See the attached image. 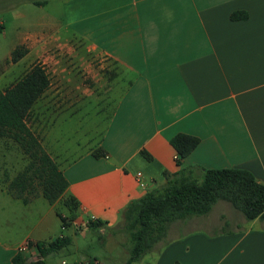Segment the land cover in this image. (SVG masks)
I'll use <instances>...</instances> for the list:
<instances>
[{
	"label": "crops",
	"instance_id": "obj_1",
	"mask_svg": "<svg viewBox=\"0 0 264 264\" xmlns=\"http://www.w3.org/2000/svg\"><path fill=\"white\" fill-rule=\"evenodd\" d=\"M24 3L33 6L24 38L31 48L28 55L32 47L36 52L69 47L73 61L78 57L95 80L92 60H108L125 84L114 86L121 87V93L97 146L106 157H94L92 147L65 161L51 148L50 130L43 132V146L69 182L60 200L51 204L40 195L25 204L7 186L0 187V264H12L28 240L54 239L49 237L60 219L57 211L67 216L59 208L62 199L74 197L79 203L70 224L100 219L104 227L113 228L131 201L163 186L181 166L192 167L196 176L207 168L242 167L264 184V0H61L55 5L50 0H21L3 10L24 16L17 10ZM236 11L247 12L248 18L232 19ZM32 13L41 16L31 20ZM48 61L60 64L47 70L50 87L38 100L43 112L55 109L60 99L64 103L76 97L81 88L67 59L48 56ZM50 116H41L44 124H52L55 116ZM178 133L200 139L181 166L170 142ZM138 172L146 187L140 186ZM18 204L37 211L29 226L24 215L27 231L19 239L11 215ZM219 204L238 216L240 211L230 203L219 201L209 214L186 217L176 234L169 228L170 246L154 249L151 260L143 257L142 264H264V220L247 221L242 215L240 222L247 221V226L225 229L233 221L223 213L224 218L215 219ZM23 252L38 255L35 246Z\"/></svg>",
	"mask_w": 264,
	"mask_h": 264
},
{
	"label": "trees",
	"instance_id": "obj_2",
	"mask_svg": "<svg viewBox=\"0 0 264 264\" xmlns=\"http://www.w3.org/2000/svg\"><path fill=\"white\" fill-rule=\"evenodd\" d=\"M35 4L41 2L34 1ZM232 19H247L244 11H236ZM1 28V26H0ZM27 49L16 48L12 60L24 57ZM50 87V76L46 67L35 63L13 86L0 90V138H10L18 144L29 162L7 185L8 192L25 204L42 195L49 203L60 200L69 182L58 162L42 144L41 138L28 124L33 106ZM177 152L176 163L183 160L199 145L194 135L178 133L171 138ZM94 157H106V151L98 147L92 151ZM151 160L152 156L142 151ZM201 177V180L200 178ZM70 215L57 213L66 228L75 219L79 203L74 197L66 199ZM219 201H226L240 211L247 221L264 220V184L252 171L242 167L204 169L196 176L192 167H182L168 175L167 182L131 201L124 211L123 229L130 240L129 257L123 264H133L148 252L159 248L166 239L170 225L192 215L209 214ZM70 219V221L68 220ZM106 223L100 219L90 220L88 228L96 230ZM71 236L60 235L50 241L29 240L35 246L38 258L31 260L23 251L13 258L12 264H47L45 258L54 251L72 244ZM81 264H95L94 262Z\"/></svg>",
	"mask_w": 264,
	"mask_h": 264
},
{
	"label": "rangeland",
	"instance_id": "obj_3",
	"mask_svg": "<svg viewBox=\"0 0 264 264\" xmlns=\"http://www.w3.org/2000/svg\"><path fill=\"white\" fill-rule=\"evenodd\" d=\"M20 1L21 0H15V2L13 0H0V21L5 24L4 28H0V90L13 86L35 63L43 64L47 70L51 69V67L52 69H57L60 62L49 64L50 62L48 61L45 63L48 56H53L54 60L67 59L65 64L79 76L81 88L79 91L75 92L77 93L76 97L64 103H62V99H60L58 102L62 104L57 103L59 104V106H57L55 103V109H52V111L45 110L43 112V109H41L42 107L39 106L41 101L36 102L37 104L32 110L28 124L40 138L43 132L50 130L49 135L51 139L54 140L51 141L52 150L61 154L65 161L72 162L78 156L84 154L89 148L93 147L96 149L100 144L108 126L113 107L116 104L115 102L118 100L119 94L121 93V87L119 89L117 86L114 88V86L121 84L122 80L117 78L115 74V72H117L116 68L108 64V60L100 61L99 59H93V69L98 73L95 80L92 73L89 74L86 72L85 64L79 61L78 57L77 60L75 59L76 62L73 61L74 57L73 55L71 56V54L74 50H70L69 47L56 46L51 49H42L38 52L32 47L33 52L28 55V51L31 48L28 47V43H24V38L28 33V11L29 9L31 10L33 6L28 5V3L20 5L17 10L24 13V16L20 17L17 16L14 11H11V9L3 10L4 8L12 6L14 3H20ZM60 1L61 0H50L51 4L54 5ZM39 16L41 15L37 13L29 14L31 20ZM30 29L34 30L35 28L32 27ZM16 48L27 49L26 55L17 62L12 60V53ZM111 66L112 69H110ZM122 84L124 86L125 83L122 82ZM73 100H75V103L73 106L69 107V102ZM46 113H50V117H52V115L55 116L51 125L44 124V121L41 120V116H45ZM28 162V157L16 142L7 137L0 138V187H6L8 183L23 170ZM198 178L201 180V177ZM1 204L0 202V206ZM59 204V208L64 211L65 214L70 215L67 201L62 199ZM20 205L21 204H18V206L13 207V211H11V215L15 221V230L19 233L18 235H20L18 239L22 238L24 232L27 231L24 222L26 223L28 220L29 226L37 218V211L34 207L23 210V206ZM222 213L226 217H229V220L233 221V223L229 224L225 229H230L235 226L240 228L247 226V221L240 222L242 221L241 217L243 214L237 212L238 216H233L229 206L219 204L213 211V216L216 219L220 217ZM25 214L28 216L26 221H24ZM221 218L224 217L221 216ZM68 220L70 221V219ZM71 220L73 221V219ZM183 222V219L173 222L170 225V227L174 229L171 234H176L178 231L175 230L181 227ZM235 222L240 223L237 224ZM124 224L123 219L113 228L103 226L96 230L91 229L87 231L88 226L86 223L85 225L70 224L63 229L61 220L57 218V222L49 238H56L64 234L71 236L73 238V243L52 252L47 257L46 263L61 264V261L65 260L67 264H80V262L83 261L91 262L99 258L100 260L105 259L106 261L108 259L109 261L107 264H123L129 257L130 249L128 232L122 228ZM183 233L184 231L181 234ZM171 243L172 239H166L159 245V249L165 250ZM151 253V251L148 252L144 257L151 260L150 255H154V252ZM28 258L31 260L37 259V252L34 255H30ZM144 259L145 258H142L133 264H142V262L146 260Z\"/></svg>",
	"mask_w": 264,
	"mask_h": 264
},
{
	"label": "built area",
	"instance_id": "obj_4",
	"mask_svg": "<svg viewBox=\"0 0 264 264\" xmlns=\"http://www.w3.org/2000/svg\"><path fill=\"white\" fill-rule=\"evenodd\" d=\"M136 178H137V180H138L140 186H142V187H146V186H147L146 182L144 181V178H143V174H142V172H138V173L136 174ZM28 246H29V240L26 241L22 246H20V250L23 251V250H25L26 248H28ZM89 262H90V261H89ZM89 262H85V263H89ZM92 262L97 263L96 261H92ZM81 263H84V262H81ZM81 263H80V264H81ZM63 264H67L66 261H63Z\"/></svg>",
	"mask_w": 264,
	"mask_h": 264
},
{
	"label": "clouds",
	"instance_id": "obj_5",
	"mask_svg": "<svg viewBox=\"0 0 264 264\" xmlns=\"http://www.w3.org/2000/svg\"><path fill=\"white\" fill-rule=\"evenodd\" d=\"M72 21H69V23H71ZM261 163H264V161H261Z\"/></svg>",
	"mask_w": 264,
	"mask_h": 264
}]
</instances>
